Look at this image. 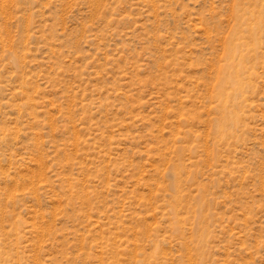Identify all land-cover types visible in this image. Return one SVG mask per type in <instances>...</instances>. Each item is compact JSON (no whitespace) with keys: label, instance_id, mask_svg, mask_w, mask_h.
Here are the masks:
<instances>
[{"label":"rangeland","instance_id":"374dc122","mask_svg":"<svg viewBox=\"0 0 264 264\" xmlns=\"http://www.w3.org/2000/svg\"><path fill=\"white\" fill-rule=\"evenodd\" d=\"M0 264H264V0H0Z\"/></svg>","mask_w":264,"mask_h":264},{"label":"bare ground","instance_id":"6f19581e","mask_svg":"<svg viewBox=\"0 0 264 264\" xmlns=\"http://www.w3.org/2000/svg\"><path fill=\"white\" fill-rule=\"evenodd\" d=\"M230 65V64H229ZM230 68V67H229ZM224 99V98H223Z\"/></svg>","mask_w":264,"mask_h":264}]
</instances>
